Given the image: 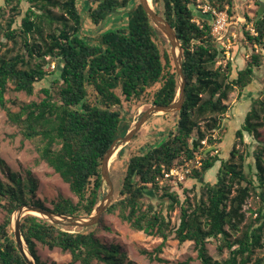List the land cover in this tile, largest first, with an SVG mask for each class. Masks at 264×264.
Wrapping results in <instances>:
<instances>
[{"label":"trees","instance_id":"trees-1","mask_svg":"<svg viewBox=\"0 0 264 264\" xmlns=\"http://www.w3.org/2000/svg\"><path fill=\"white\" fill-rule=\"evenodd\" d=\"M5 1L12 13L6 35L12 39L16 31L11 25L21 13L22 0ZM26 1L29 7L20 27L24 52L0 57V108L23 138L34 144L39 159L52 167L78 198L75 202L60 196L51 210L90 215L102 196L103 157L112 142L125 134L120 130L123 101L151 99L156 104H171L179 86L173 57L164 34L135 0H88V13L95 25L111 13L129 7L128 28L104 31L94 42L81 34L83 18L79 0ZM152 2L181 42L185 101L177 111L176 126L167 137L160 144L129 157L118 198L106 212L117 214L135 231L163 239L154 251L141 250L151 260L165 262L159 254L174 235L180 243H194L200 264H264V256L256 255L264 246V96L253 101L236 131L243 144H246L244 133L257 141L251 154L253 163L247 162L250 153H239L236 145L227 159L214 153L217 143L226 135L222 120L230 108L226 103L230 93L247 88L253 82L255 68L262 63V53L256 47L264 49V3L255 0L259 8L252 22L254 34L244 32L252 53L245 67L233 76L231 60L221 62L224 50L212 34V15L207 13L199 19L195 16L192 5L197 0ZM209 3L218 11L235 14L234 0H209ZM54 8L60 13L54 12ZM246 19L250 21L247 15ZM45 27L49 31L44 35ZM32 34H38L44 45L32 40ZM34 53H38L41 62L29 66L28 59ZM52 62H56V70L50 67ZM20 64L28 66L23 68ZM55 73L58 75L50 85L40 89L44 94L40 101L22 103L18 111L10 109L5 97L9 84L15 91L32 95L37 85ZM216 130L218 134L214 137ZM205 139L214 147L207 152L202 144ZM123 153L124 147L118 158ZM197 155L201 164L187 178L203 182L204 175L216 162L220 161V166L216 181L204 183L202 196L192 203L188 195L182 199L173 189L175 183L186 191L183 184L165 178L164 172ZM0 169L5 176V180L0 179V201H4L5 213L0 222V264H27L11 232V215L21 204L48 207L36 198L38 182L30 170L23 177L12 171L1 157ZM161 183H165L160 198L163 205L146 202L145 198L156 194ZM251 191L260 206L245 222L243 207ZM175 209L179 216L173 225L169 211ZM102 220L101 217L95 227L74 230L69 224L55 225L27 214L22 218L21 230L36 264H48L38 254L39 243L69 252L71 259L67 264H135L121 245L104 242L97 235V228L110 230ZM238 231L240 235L233 237ZM212 240L218 241L220 251L228 249L225 259L214 260L209 255L207 245ZM191 260L189 257L177 264H190Z\"/></svg>","mask_w":264,"mask_h":264},{"label":"rangeland","instance_id":"rangeland-1","mask_svg":"<svg viewBox=\"0 0 264 264\" xmlns=\"http://www.w3.org/2000/svg\"><path fill=\"white\" fill-rule=\"evenodd\" d=\"M136 1L139 2V0H135L134 3ZM262 1L264 3V0ZM234 2L235 14L233 16L229 15V13L224 10L229 16L230 25L227 38H230V43L227 42V46H224L221 42H218V44L224 50V57L221 59V62H225V60H231L233 65V76H236V72L245 67L246 60L252 53V49L250 48L251 46L246 42L244 32L248 30L254 34L252 22L257 17L256 11L259 7L255 4V0H234ZM78 5L83 18L81 34L93 42L104 31L116 28H128L129 7L121 8L111 13L99 25H95L91 21L88 13V0H79ZM28 7L29 3L26 0H22L21 13L15 16V21L11 25V29L16 31L15 37L10 39L6 34L9 32L8 24L12 17L11 6H8L5 0H0V57H11L24 52V38L20 34V27L22 18L25 16ZM192 8L195 11V16L197 19L200 17H205V14L207 13L211 14V17L208 15L211 18V22L213 21V10L219 12L216 8H213L210 5L209 0H197V4L192 5ZM53 11L60 13L58 8H54ZM246 15L249 16L250 21L246 19ZM48 31L49 30L45 27L44 35ZM232 34H235L236 37L234 38ZM31 38L32 40L44 45L41 37L38 34H32ZM256 49L262 53L263 58L260 67H257L254 70L253 82L241 92L238 89H235L230 93L229 98L226 101L230 107L229 111L222 120V124L226 128V135L221 143H217V150L214 152L222 159H227L230 157V152L235 145L237 146L239 153H246L248 151L251 155L257 144V141L254 140V138L248 133H244L246 144L241 143L240 139L236 137V131L243 124L245 115L250 109L253 101L258 98H263L264 96V49L261 47H256ZM28 60L29 66H34L36 63L41 62L38 53H34L33 57H30ZM52 63L56 64V62ZM52 63L50 64V67L53 69ZM28 65L20 64V66L23 68L27 67ZM57 75L58 73L49 75L42 83L37 85L36 91L32 95H28L25 92L15 91L13 85L9 84L5 97L8 99V106L10 109L13 111H18L22 103L30 102L32 100L40 101L44 97V94L40 89L43 86H49L51 81ZM117 91L119 90L117 89ZM153 104L154 103L151 99H133L131 101L124 100L122 106L120 107L122 111L120 130L123 132V134L126 133L131 124L140 118L143 112H145ZM177 120V112L158 113L153 115L138 131L137 136L133 138L129 144L124 146L123 155L120 158H118L117 155L116 159L111 163L110 175L114 184L113 201L118 198V190L121 187V181L129 157L132 154L138 152L142 153L148 148L160 144L161 141L167 137L169 131L175 128ZM217 134L218 131L216 130L214 132V137L217 136ZM202 144L203 148H206V152L214 148L213 145H210L207 139L203 140ZM0 157L7 162L12 171L20 174L23 177L26 176V172L28 170L32 172L33 176L38 182L36 198L43 202V204L49 209L53 208L54 202H56L60 196L69 197L75 202L78 201V198L70 190L69 185L61 179L59 174H57L52 167L39 159V155L34 144L31 141L23 138L19 129L15 125L11 124V122L8 120L6 112L1 108ZM237 157L238 156H236V160L238 159ZM247 162L253 163L252 155L247 159ZM193 165V163L190 165L192 169L194 168ZM219 166L220 161L216 162L214 167H212L204 175L203 182H200L196 179L187 178V176L182 181H179L183 184V187L186 188V191H184L182 187L175 183L173 189L179 192L182 199L188 195L191 202L195 203L202 196V185L206 182L214 183L216 181ZM0 179L5 180V176L1 169ZM164 184L165 183H161L160 188L156 190V194L154 193L151 197L147 196L145 201L148 202L151 200L158 207L163 205L161 204L160 198L163 194ZM104 189H106V184H104ZM3 203L4 201H0V222L3 221L5 214L2 208ZM259 206V199L255 193L251 191V195L247 198L243 207L246 215L245 222H248L251 217L254 216V213L257 211ZM164 211L166 212L167 209ZM84 215L86 214L81 216ZM169 216H171L172 224H177L179 216L178 209L169 211ZM102 219V223L108 226L110 230L93 228L96 229L97 235L104 242H114L121 245L126 250L128 259L132 260L135 264H177L178 262L185 261L189 257L192 258L190 264H200V261L197 258L195 245L192 241L180 243L174 237V235H171L165 243L163 252L159 254L160 257L165 259V262H159L157 260H151L148 255L141 253V250L145 249L150 252L154 251L155 248L162 243L163 239L161 237L151 236L143 231L133 230L127 222L121 221L117 214L107 213L105 211L102 215ZM97 225L98 224L91 227H95ZM241 226L243 227V225ZM76 228L80 227H74V230ZM240 233L241 231L235 232L233 237L239 236ZM207 247L209 255L214 260H223L228 256V249L225 248L220 251L218 249V241L216 240L210 241ZM37 250L41 260L47 262L48 264L51 262H55V264H67L71 259V254L69 252L62 251L59 248L49 249L48 247L39 243L37 245ZM256 255L264 256V246L263 248L256 251ZM94 264L97 263L95 262Z\"/></svg>","mask_w":264,"mask_h":264},{"label":"water","instance_id":"water-1","mask_svg":"<svg viewBox=\"0 0 264 264\" xmlns=\"http://www.w3.org/2000/svg\"><path fill=\"white\" fill-rule=\"evenodd\" d=\"M143 9L145 10L150 21L164 34L168 43L170 52L173 57L174 65L178 77V92L175 100L168 105L156 104L151 105L143 114L134 121L124 135L118 136L106 151L101 165L102 175V198L99 200L94 211L90 215H68L54 212L51 209L40 205L26 203L17 207L11 215V232L14 236L18 249L26 259L27 264H36L35 258L31 254L21 230V221L27 214H34L44 218L55 225L69 224L73 227L88 228L99 223L102 215L107 210L109 205L114 200V184L110 175L111 159L115 153L127 144H129L142 126L149 120V118L158 113L177 112L182 109L185 101L186 77L183 70V50L181 42L172 27V25L165 19L164 16L157 13L154 9L153 2L149 0H139ZM194 146H197L194 139ZM106 184V189H104Z\"/></svg>","mask_w":264,"mask_h":264},{"label":"built area","instance_id":"built-area-1","mask_svg":"<svg viewBox=\"0 0 264 264\" xmlns=\"http://www.w3.org/2000/svg\"><path fill=\"white\" fill-rule=\"evenodd\" d=\"M213 18L212 34L217 42H221L224 46H227V42L230 43V38H227L230 25L228 13L226 11L217 12L213 10ZM232 35L234 38L236 37L235 34ZM52 67L55 68V63H52ZM191 163L194 164L193 167H199L201 164L200 157L196 156L194 161L193 159L185 160L183 165L165 171V178H173L174 180L182 181L187 174L191 172Z\"/></svg>","mask_w":264,"mask_h":264},{"label":"bare ground","instance_id":"bare-ground-1","mask_svg":"<svg viewBox=\"0 0 264 264\" xmlns=\"http://www.w3.org/2000/svg\"><path fill=\"white\" fill-rule=\"evenodd\" d=\"M149 1L151 2V0H149ZM117 155H118V153H115V154L113 155V157H112V159H111V163L116 159Z\"/></svg>","mask_w":264,"mask_h":264}]
</instances>
